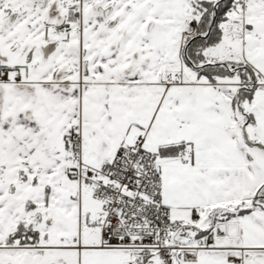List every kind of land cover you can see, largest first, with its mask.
<instances>
[{
	"label": "snow or ice",
	"instance_id": "snow-or-ice-1",
	"mask_svg": "<svg viewBox=\"0 0 264 264\" xmlns=\"http://www.w3.org/2000/svg\"><path fill=\"white\" fill-rule=\"evenodd\" d=\"M0 264H264V0H0Z\"/></svg>",
	"mask_w": 264,
	"mask_h": 264
}]
</instances>
